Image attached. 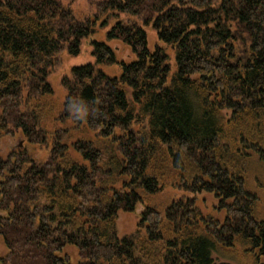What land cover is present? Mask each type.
Wrapping results in <instances>:
<instances>
[{
	"label": "trees",
	"instance_id": "1",
	"mask_svg": "<svg viewBox=\"0 0 264 264\" xmlns=\"http://www.w3.org/2000/svg\"><path fill=\"white\" fill-rule=\"evenodd\" d=\"M92 1L145 15L163 45L118 21L108 37L136 58L112 76L100 64L115 51L93 39L96 62L62 79L61 118L82 101L76 123L105 141L53 138L42 162L23 146L4 157L1 139L47 142L51 68L94 22L63 0H0V264H264V0ZM168 186L190 196L160 208L151 198ZM205 194L223 221L197 206ZM121 211H140L131 234Z\"/></svg>",
	"mask_w": 264,
	"mask_h": 264
},
{
	"label": "rangeland",
	"instance_id": "2",
	"mask_svg": "<svg viewBox=\"0 0 264 264\" xmlns=\"http://www.w3.org/2000/svg\"><path fill=\"white\" fill-rule=\"evenodd\" d=\"M64 3L69 4L76 17L80 19H90L94 22V33L89 38H84L80 45V52L78 54H71L66 49L60 51L57 55L55 65L51 68L49 74V81L52 84L54 94L52 101L56 105V110L52 112V116H48L43 120L47 129V142L46 143H30L22 135L21 131L17 130L5 135L1 139V153L5 157L11 151L23 146L27 149L28 153L37 161H45L50 155L51 143L53 138H64L70 143L77 139H89L98 143L104 142L103 137L98 136L95 131L88 128L84 123L78 125L73 116H66L61 118V112L63 111L64 101L67 96V91L62 84L64 76H70L71 70L74 66H79L88 63H95L96 56L93 54L94 47L92 40L104 42L113 48L116 54L117 63L100 64V67L109 75L119 76L122 71V62L129 63L135 60L136 55L132 50L122 41L117 39H110L108 37L109 31L118 21L125 23H136L142 26L148 36V48L150 50L155 49L156 45L160 44L158 33L153 23L146 22L145 15L130 14L117 11L100 12L95 2L92 0H63ZM170 54V62L175 68V58L173 48H167ZM72 115V114H71ZM73 152V151H72ZM74 157L79 159V156L73 152ZM183 196H190V193L176 186H168L161 193L154 195L151 200L155 205H159L160 208H165L173 200L182 198ZM197 206L202 210L204 215H210L214 219L223 221L225 215L223 211L216 210L215 200L212 195L205 194L199 195L197 199ZM140 208V207H139ZM138 212H124L119 213L117 219V226L120 236L131 234L137 229L140 218ZM69 251L77 260V253L75 248H70ZM7 252L3 241L0 239V255H4ZM217 258V257H216ZM217 259L222 260V256H218Z\"/></svg>",
	"mask_w": 264,
	"mask_h": 264
},
{
	"label": "clouds",
	"instance_id": "3",
	"mask_svg": "<svg viewBox=\"0 0 264 264\" xmlns=\"http://www.w3.org/2000/svg\"><path fill=\"white\" fill-rule=\"evenodd\" d=\"M68 110L72 113L73 118L77 120L84 119L88 115V107L82 101H70L68 104Z\"/></svg>",
	"mask_w": 264,
	"mask_h": 264
}]
</instances>
